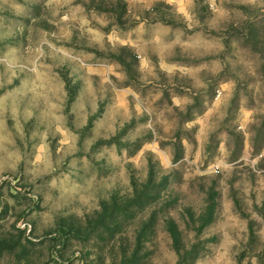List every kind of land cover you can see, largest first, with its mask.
Returning <instances> with one entry per match:
<instances>
[{
	"label": "rangeland",
	"instance_id": "rangeland-1",
	"mask_svg": "<svg viewBox=\"0 0 264 264\" xmlns=\"http://www.w3.org/2000/svg\"><path fill=\"white\" fill-rule=\"evenodd\" d=\"M0 264H264V0H0Z\"/></svg>",
	"mask_w": 264,
	"mask_h": 264
}]
</instances>
